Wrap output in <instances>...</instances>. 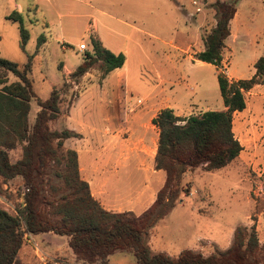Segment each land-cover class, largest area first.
<instances>
[{
	"label": "rangeland",
	"instance_id": "1",
	"mask_svg": "<svg viewBox=\"0 0 264 264\" xmlns=\"http://www.w3.org/2000/svg\"><path fill=\"white\" fill-rule=\"evenodd\" d=\"M216 1L0 0V57L23 68L29 56H33L29 78L36 97L31 102L30 124H34L40 111L38 99L48 100L56 88L61 97V116L50 122L49 127L55 131L68 129L84 132L81 138L68 140L65 150H80V165L89 167L96 154L83 153L88 149L90 138L95 135L94 130L87 126L102 127L106 112L114 116V123L120 124L121 105H117L119 100L116 99L119 96L123 102L127 99L129 107H137L143 98H147L144 105L150 104V92L160 78L171 81L166 87L169 96L177 92L176 98L188 103L183 118L191 113L200 115L224 108L216 68L194 62L195 54L204 50V37L216 25V14L212 8ZM221 1L232 2L236 8L231 22V36L225 42L222 67L230 81L250 79L255 72L253 58L256 48L263 53L264 0ZM33 3L39 5L35 18L40 21L36 22L33 16L26 18L24 25L30 39L24 53L20 46L19 23L8 18L17 11V5L27 7ZM92 6L100 12L93 10ZM74 14L79 19L74 20L76 23L68 17ZM59 15H63L61 24ZM44 16L52 23H49L52 35L60 38L52 40L53 47L46 59L41 52L38 53L39 39H44L39 23ZM92 18L98 19L101 33L107 35L109 46L103 47L113 53H118L122 47L127 50V72L122 71L120 82L114 79V74L103 82L106 76L97 66H93L84 76L74 75L86 53L93 50L92 38L81 35ZM79 43H90L86 52L78 53ZM65 64L68 69H65ZM171 66L176 67V71L169 70ZM16 80L11 74L10 83ZM103 90L108 97L102 94ZM248 94L246 101L250 98ZM81 96L74 114H71L74 103ZM141 109L136 108L137 113ZM250 124L246 126L244 123L243 129L247 128L251 137L257 139L244 149L241 157L214 173H206L199 168L191 176L185 177L183 185L191 183L189 196L181 193L178 198L169 200L166 207L173 205L168 214L161 216L149 229L148 243L154 253H165L172 258H177L184 250L200 253L204 257L219 254L232 246L238 227L250 228L253 224H256L261 245H264V136L260 133L261 127H256V122ZM237 135L240 136L239 131ZM135 139L133 136L130 141L136 143ZM21 155V147L9 152L12 163L17 162ZM100 155L103 161L110 156L105 150ZM150 164L146 163L145 168H149ZM133 167H136L135 163ZM56 172L62 170L50 166L47 173L38 179L41 197L37 199V205H41L44 197L51 198L47 192L48 183L62 186V179ZM160 175L162 181L156 184L157 191L165 183V173L160 171ZM158 181L160 179L156 178L155 183ZM29 192L21 177L9 181L0 178V207L16 215L14 211L24 208ZM64 193V190L59 191V195ZM28 238V243L19 254L21 264H84L76 259L67 237L51 233L29 235ZM110 264H136V259L131 253H116L110 257Z\"/></svg>",
	"mask_w": 264,
	"mask_h": 264
},
{
	"label": "trees",
	"instance_id": "2",
	"mask_svg": "<svg viewBox=\"0 0 264 264\" xmlns=\"http://www.w3.org/2000/svg\"><path fill=\"white\" fill-rule=\"evenodd\" d=\"M216 25L204 37V50L194 58L213 65L226 111H206L187 118L177 116L172 109L162 110L153 124L159 131L155 169L165 172L163 188L154 205L141 216L132 212L114 213L105 210L91 193L89 183L80 171L76 150H65L69 139L81 138L72 130H51L49 123L61 116V97L54 88L51 97L38 99L40 111L30 124L31 102L35 98L29 73L33 56L21 68L17 63L0 57V178L9 181L23 179L30 190L24 208L12 215L0 207V264H21L19 254L28 243L29 235L55 234L68 238L76 259L84 264H110L116 253H131L136 264H264V245H261L256 224L238 227L232 246L204 257L191 250L182 251L177 258L154 253L148 243L149 229L161 216L167 215L166 203L181 193L189 196L191 183L183 185L185 177L201 168L214 173L239 158L243 147L233 130V115L246 108V95L264 84V51L254 64L255 74L247 80H229L222 67L226 47L231 36V22L235 17L234 3L218 0L212 4ZM19 23L21 49L25 53L30 39L24 19L17 11L9 18ZM43 39H39L38 49ZM92 52L86 53L74 75L84 76L97 66L104 76L123 68L126 57L115 54L95 40ZM18 80L9 81L10 75ZM21 147V158L12 163L9 152ZM61 169L56 175L62 186L48 183L49 197H41L38 179L48 168ZM65 193L59 195V191ZM159 211V212H158Z\"/></svg>",
	"mask_w": 264,
	"mask_h": 264
},
{
	"label": "crops",
	"instance_id": "3",
	"mask_svg": "<svg viewBox=\"0 0 264 264\" xmlns=\"http://www.w3.org/2000/svg\"><path fill=\"white\" fill-rule=\"evenodd\" d=\"M46 2H51V0H46ZM38 8L39 5L36 3L29 4L27 7L22 5H17L16 7L17 12L23 17L24 22L26 18H29V16H33V19L36 22L40 21L39 18H35V12L39 10ZM92 9L100 12L98 9L93 8V6ZM102 15H105V13H102ZM62 16L63 15L58 16L60 22L59 24H61ZM68 17L72 19L74 23H76L74 20H79L76 18L75 14ZM80 17L81 16L79 15L78 18ZM89 18L91 17H88V19ZM42 20L43 21H41L39 25L42 27L44 39L42 41V45L38 49V53L41 52V55H44V58L46 59L47 53L49 52L50 48L53 47L52 40H60V38L52 35V31L50 29L51 26L49 24L51 22L48 20V18L44 16ZM103 27L108 30V27ZM62 31L65 32V30ZM81 35L95 39L102 45L109 46L107 43V35L105 33H101L97 18H92V21H89L86 24V27L82 31ZM80 44L81 43H79V45ZM89 44L90 43L86 45ZM262 48L264 51V41L262 43ZM62 49L65 50L64 47H62ZM259 49L257 50L256 48L254 52L253 64H255L263 55ZM112 50L115 51L114 49ZM119 52L125 55L127 50L122 47ZM194 62H198L203 65V63L200 61L194 60ZM127 63L128 61L126 58L123 68L117 69L111 74L107 75L103 82H106L113 74L114 79L119 80L120 82L122 78V71L125 73L127 72ZM68 68V65L65 64V69ZM169 70L176 71V67L171 66ZM236 80L240 79L237 78ZM168 84H171V81L160 78V81L150 92V104L147 105H144L147 102V98L140 99V106L138 105L137 107H129L127 99H125V102H123L120 96L118 98L116 97V100H119V103L116 101L117 105H121L119 110L121 113L120 124L114 123V116H110L108 115V112H106L103 114L105 117L102 116V123H104L102 124V127H99L98 125L90 127L87 126V128L94 130L95 135H92L90 138L88 149L82 152L95 153L96 156L94 157V161L91 166L85 168L80 165L79 159L80 171L83 179L86 180L90 185L92 196L97 201H99L102 207L107 211L114 213L132 212L136 216H141L156 202L157 194L160 191H157L156 184L160 183L162 178L160 171L155 169V157L159 143V131L153 124V119L156 118L162 110L167 108L172 109L174 113L180 117H182V115L188 110L186 106L188 103L180 101L178 98H176L178 96L177 92L174 93L173 96L168 95L166 88ZM102 94L105 97H108L105 90H103ZM248 96L250 98L246 101V108L242 112H235L233 115V130L236 138L240 141L243 147L241 154L245 152V148L251 144L253 145L255 143V139H257L251 137V134L248 132L247 128L243 129L244 123L246 126H248L250 123L253 125V122H256L258 124L256 127H261L262 132L260 133L264 136V84L254 87L252 91L249 92ZM82 97L83 96H81V98L74 103L71 114H74V110H76V106ZM141 107L142 109L139 113H137L136 108L139 110ZM106 108H109V106ZM226 110L227 108L224 106L221 111ZM192 114L193 113L187 117L192 116ZM117 115H119V113H117ZM131 115L133 116L129 118ZM82 125L84 126V124ZM253 130L254 128L251 129V131ZM238 131L240 134L239 137L237 135ZM75 132L79 133L80 135H84V132L82 131ZM126 135H128V137H126ZM133 136L136 138V143H132L133 141H130ZM131 143L133 146H131ZM103 145L105 146L104 148H102ZM102 150L109 152L110 155L105 161H103L100 155ZM76 151L79 156V152L81 151L77 149ZM241 154L239 157H241ZM148 162L151 164L149 165V168H145L146 163ZM134 163L136 164V167H133ZM156 178L160 179V181L155 183ZM135 185L136 187L133 190Z\"/></svg>",
	"mask_w": 264,
	"mask_h": 264
},
{
	"label": "built area",
	"instance_id": "4",
	"mask_svg": "<svg viewBox=\"0 0 264 264\" xmlns=\"http://www.w3.org/2000/svg\"><path fill=\"white\" fill-rule=\"evenodd\" d=\"M77 51L78 53H84L87 51V45L84 43H81L80 45H78L77 47ZM16 213V211H14ZM38 256H39V249H38Z\"/></svg>",
	"mask_w": 264,
	"mask_h": 264
}]
</instances>
